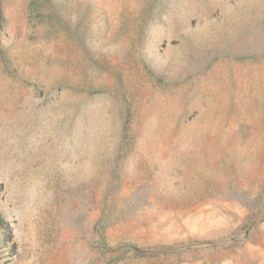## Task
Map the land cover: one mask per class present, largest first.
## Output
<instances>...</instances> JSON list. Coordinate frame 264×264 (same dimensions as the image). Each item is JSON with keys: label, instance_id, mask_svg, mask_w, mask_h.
<instances>
[{"label": "rangeland", "instance_id": "obj_1", "mask_svg": "<svg viewBox=\"0 0 264 264\" xmlns=\"http://www.w3.org/2000/svg\"><path fill=\"white\" fill-rule=\"evenodd\" d=\"M0 264H264V0H0Z\"/></svg>", "mask_w": 264, "mask_h": 264}]
</instances>
